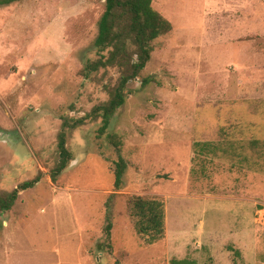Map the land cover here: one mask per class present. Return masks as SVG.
Instances as JSON below:
<instances>
[{
    "label": "rangeland",
    "instance_id": "1",
    "mask_svg": "<svg viewBox=\"0 0 264 264\" xmlns=\"http://www.w3.org/2000/svg\"><path fill=\"white\" fill-rule=\"evenodd\" d=\"M152 7L172 31L101 135L87 116L119 72L83 68L106 55L105 0L0 3V195L39 178L0 209V264H264V0ZM78 119L52 181L61 125ZM131 196L163 201L162 240L137 234Z\"/></svg>",
    "mask_w": 264,
    "mask_h": 264
},
{
    "label": "trees",
    "instance_id": "2",
    "mask_svg": "<svg viewBox=\"0 0 264 264\" xmlns=\"http://www.w3.org/2000/svg\"><path fill=\"white\" fill-rule=\"evenodd\" d=\"M20 0H0L10 4ZM153 0H105V9L98 22V34L94 47L106 55L95 61H87L83 68L86 75L101 69L117 68L119 77L109 93L108 100L95 106L88 119H101L99 133L102 135L110 126L112 117L120 109L130 94L128 85L145 69L153 51L152 42L172 31V24L152 7ZM148 80H143L147 85ZM86 119L64 120L57 136L58 162L50 178L55 181L72 160L66 146L67 134L85 123ZM126 169L124 159L119 156L115 163L114 188H121ZM34 178L18 185L11 193L0 195V209L7 211L21 191L33 187L39 180ZM128 210L137 234L145 244L152 245L164 237V203L158 197L131 196ZM110 226L107 227V233ZM170 264H194L188 259H172Z\"/></svg>",
    "mask_w": 264,
    "mask_h": 264
}]
</instances>
